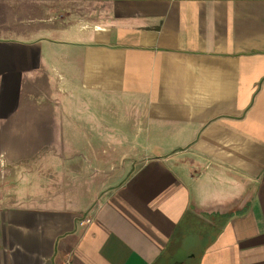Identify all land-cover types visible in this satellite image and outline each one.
<instances>
[{"label": "crops", "instance_id": "crops-1", "mask_svg": "<svg viewBox=\"0 0 264 264\" xmlns=\"http://www.w3.org/2000/svg\"><path fill=\"white\" fill-rule=\"evenodd\" d=\"M95 108L129 156L81 191L0 158V264H158L186 219L216 229L197 264H264V0H0V132L121 131Z\"/></svg>", "mask_w": 264, "mask_h": 264}, {"label": "rangeland", "instance_id": "rangeland-1", "mask_svg": "<svg viewBox=\"0 0 264 264\" xmlns=\"http://www.w3.org/2000/svg\"><path fill=\"white\" fill-rule=\"evenodd\" d=\"M94 114L96 125L97 122L100 125L99 129L105 127L106 130L117 131V123L122 119H126L125 113L121 108L111 109V111L95 108ZM89 117H86V115L82 116L80 113V115L73 118L75 120L72 122H64L62 130L41 134L43 139L48 141V144L44 147L46 150H39L38 154L30 158H21L23 152L27 154L34 151L28 147L24 149V147L32 145L38 147V143L41 141L40 133L14 132L8 138L9 133L5 131L9 127L4 125L0 135L3 141H5V137L8 139L0 145L4 151L0 158L3 156L2 160H46L45 153L47 152L53 160H58L57 171L62 176L60 178V188L66 193L77 191V189L81 191L85 187L83 184L86 183L84 175L89 173L85 160H94V149L95 152H98L101 160L109 158V156L111 160H124V158L129 156L125 145L130 143L129 138L131 136L125 128L126 126L122 128L119 126L120 132H97L95 131L97 127L89 125ZM74 122L77 123V126H74ZM106 141L113 143L108 145V143H105ZM113 144L119 149L113 147ZM78 195L83 197L84 194L79 192ZM215 232L216 229L204 220L186 219L178 227L174 243L164 253L158 264H197L200 253L216 236Z\"/></svg>", "mask_w": 264, "mask_h": 264}, {"label": "built area", "instance_id": "built-area-1", "mask_svg": "<svg viewBox=\"0 0 264 264\" xmlns=\"http://www.w3.org/2000/svg\"><path fill=\"white\" fill-rule=\"evenodd\" d=\"M90 218H85L82 223H89ZM62 264H72L70 259H66Z\"/></svg>", "mask_w": 264, "mask_h": 264}]
</instances>
